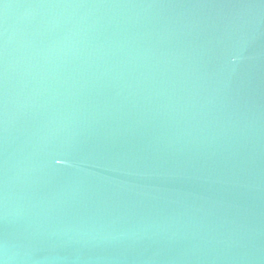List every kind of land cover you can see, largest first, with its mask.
Listing matches in <instances>:
<instances>
[{
	"label": "water",
	"instance_id": "water-1",
	"mask_svg": "<svg viewBox=\"0 0 264 264\" xmlns=\"http://www.w3.org/2000/svg\"><path fill=\"white\" fill-rule=\"evenodd\" d=\"M0 264H264V0H0Z\"/></svg>",
	"mask_w": 264,
	"mask_h": 264
}]
</instances>
